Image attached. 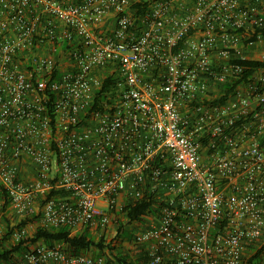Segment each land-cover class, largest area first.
<instances>
[{"label":"built area","instance_id":"2783aa9c","mask_svg":"<svg viewBox=\"0 0 264 264\" xmlns=\"http://www.w3.org/2000/svg\"><path fill=\"white\" fill-rule=\"evenodd\" d=\"M257 45L264 0H0V243L7 214L101 237L147 199L148 264H264V69L204 104ZM50 263L114 264L38 244L16 262Z\"/></svg>","mask_w":264,"mask_h":264},{"label":"trees","instance_id":"16d2710c","mask_svg":"<svg viewBox=\"0 0 264 264\" xmlns=\"http://www.w3.org/2000/svg\"><path fill=\"white\" fill-rule=\"evenodd\" d=\"M140 6V5H137ZM141 12V11H140ZM248 41V43H256V37ZM65 48L67 45L64 46ZM236 64H240L244 68L243 75L235 78L232 83H227L224 86V91L216 98L206 101L207 105H223L233 95L237 93V88L243 83H249L254 74L264 69V61L257 59H245L235 61ZM52 96V101H54ZM247 122L249 120H246ZM239 127L243 126V122L238 123ZM260 141L264 143V134L260 135ZM64 195L63 193L53 192L52 195ZM7 208V206H6ZM154 209V205L147 199L139 200L134 206H126L125 208V220H119L116 222L117 228L114 231L112 240L109 244H106L105 235H102L100 240L97 241L94 235L89 229H85L83 232L74 233L69 227L49 228L45 227L40 222V216L34 215L33 217H26L22 219L19 224H13L11 220L5 219L7 223V233L0 243V264H16L17 256L27 251L30 245H41L46 248H53L57 245H63V249L69 256H79L93 252L97 257L106 256V249L110 251L114 258L108 259V263L115 264H136L131 260L129 254L122 252V243L126 238L134 239V234L130 235L127 226L134 223H143L146 216ZM29 224L34 225V231L31 235L25 237L19 243L11 244L12 234L16 228H23ZM142 252L139 258L140 263L148 264V258L146 251L143 247L140 248ZM264 254V243L259 247L256 253L250 259L251 263L258 262V259ZM116 261V262H115Z\"/></svg>","mask_w":264,"mask_h":264},{"label":"rangeland","instance_id":"374dc122","mask_svg":"<svg viewBox=\"0 0 264 264\" xmlns=\"http://www.w3.org/2000/svg\"><path fill=\"white\" fill-rule=\"evenodd\" d=\"M261 48H262V46H260V45H257V46L252 47L251 49H252L253 51L258 52V54L250 53V56H251L253 59H259V58L261 57V56H260ZM248 55H249V54H248ZM60 58H61V56H60ZM7 217L11 220V222H12L13 224L15 223V225H16V224H19V223L22 221L21 218L15 216V215L13 216V215H8V214H7L6 219H8ZM145 224H146L145 221H144L143 223H139L140 226H139V225H136L135 223H134V224H130V225L127 226V230H128V232H129L130 235H133L134 232H136V231L138 230V228H142V226L145 225ZM28 228H29V232H30V235H31V234L33 233V231H34V225H33V224H29V225H28ZM116 228H117V224H116V223H112V225L108 228L107 233H106V235H105V240H106L105 243H106V244H109V243L111 242V240H112V236H113L114 231L116 230ZM74 233H76V232L74 231ZM94 237H95V239H96L97 241H99L100 238H101V237L98 236V235H94ZM10 243H11V244H14L13 239H11ZM132 243H133V240H131L130 237H129V238H126V239L124 240V242L122 243V252H123L124 254H129L130 257H131V260H132L133 262H135L136 264H141L139 258L141 257L142 252L140 251V248H139V247H135ZM263 243H264V237H263L262 242L259 244L258 248H259ZM88 254H91V255H94V256H95V254H94L93 252H90V253H88ZM95 257H96V256H95ZM106 257H107V259L114 258L113 255H112V253H111L110 251H108V249H106ZM115 262H116V261H115ZM114 264H115V263H114ZM142 264H143V263H142Z\"/></svg>","mask_w":264,"mask_h":264},{"label":"crops","instance_id":"0c3cea01","mask_svg":"<svg viewBox=\"0 0 264 264\" xmlns=\"http://www.w3.org/2000/svg\"><path fill=\"white\" fill-rule=\"evenodd\" d=\"M112 23V20L109 22V24H111ZM65 46V45H64ZM45 49H42V52H48V50H49V46L47 45L46 47H44ZM61 48V47H60ZM60 51V50H59ZM248 52V57H249V59H253L251 56H250V53H253V54H258V52H256V51H253L252 49H250V50H248L247 51ZM59 54H62V51H60L59 52ZM263 54H264V52H263V46H262V48H261V52H260V58L259 59H257V60H262V57L264 58V56H263ZM251 130H253L252 129V127L251 126H246V129H244L243 131H241L240 133H239V135H240V138H241V141H242V143H243V145H246L248 142H249V135H250V133H249V131H251ZM26 175H28L29 177H30V175L32 176V174L31 173H29V172H27V173H25ZM15 224V223H14ZM50 264H53V263H50Z\"/></svg>","mask_w":264,"mask_h":264}]
</instances>
